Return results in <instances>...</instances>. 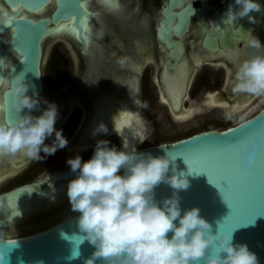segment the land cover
I'll list each match as a JSON object with an SVG mask.
<instances>
[{
	"label": "clouds",
	"instance_id": "1",
	"mask_svg": "<svg viewBox=\"0 0 264 264\" xmlns=\"http://www.w3.org/2000/svg\"><path fill=\"white\" fill-rule=\"evenodd\" d=\"M233 2L236 11L233 4L225 11L229 21L245 16L252 19L249 13L261 9L258 0ZM247 47L256 51L236 63L231 91L264 96V43L250 37ZM29 71L23 67L0 79L11 94L15 114L13 119L0 117V157L22 153L42 160L45 157L41 152L53 155L68 143L63 130L54 127L59 115L55 102L30 93L33 85L27 78ZM41 103L46 107L41 109ZM4 110L5 105H0V111ZM33 110L40 114L34 115ZM224 118L231 120L232 111H226ZM124 125L138 143L147 139L139 120L133 123L129 117ZM107 132V126L100 122L92 135ZM46 139L51 143H45ZM122 139L119 149L100 139L89 159L83 160L77 154L66 160L76 173L67 184V197L71 210L78 213L76 226L80 233L71 258L80 255L78 245L87 241L94 250L83 264H259L247 244L234 242L232 232L213 231L198 207L182 211L178 193L190 182L182 171H177V154L163 147V155L140 153ZM161 183L173 191L158 201L155 188ZM3 240L0 232V242ZM3 260L0 251V264ZM31 264L44 261L38 259Z\"/></svg>",
	"mask_w": 264,
	"mask_h": 264
},
{
	"label": "water",
	"instance_id": "2",
	"mask_svg": "<svg viewBox=\"0 0 264 264\" xmlns=\"http://www.w3.org/2000/svg\"><path fill=\"white\" fill-rule=\"evenodd\" d=\"M5 1L10 7L19 11H7L5 21L0 18V34L5 36L2 41L0 38V79L19 72L25 67L30 70L27 73V78L33 85L30 93L36 92L39 94V99L50 101L43 92L44 78L42 72L50 41L55 37L74 36L82 45L83 52L89 54L88 58L91 60L93 39H89L88 30L92 22L91 17L98 14L99 11L101 16H107L108 10L101 11L99 5L96 4V0H36V5H39V8H34L35 5L31 0ZM49 8L53 10L41 18H34L30 15L32 12L49 10ZM188 11V9H185L181 13L178 29L183 28L188 17ZM21 16L24 17L23 20L20 19ZM172 17L173 14H169V20ZM106 18L104 17L100 20L102 24L101 41L107 30L108 23ZM63 25H68V27H62ZM169 30L170 27H166L164 34L167 35ZM245 30L246 27L241 26L232 32L233 34L244 33ZM56 32H61L62 34L54 37ZM213 48L214 50L218 49L217 46H213ZM24 56L25 59L22 58ZM93 67L91 64L90 70L88 69L84 76L83 74L80 75L77 89L68 98L67 103L65 99H56L55 104L59 115L54 125L55 128L58 127L65 115L66 104L68 105L74 98L80 99L78 93L82 89L87 91V95L95 109L94 113L91 112L88 118V127L91 131L95 128L96 123L100 121L102 109L100 105L104 99L101 94L105 91L104 89H108L113 84L115 76L107 75V78L104 79L105 82H103L96 78V73L100 71L98 70L99 67L95 70ZM141 68L142 63H138L135 75H119L125 80L126 84H124L126 86H128L126 82L128 80L133 81V85L130 88L129 86L127 88L124 84V86H120V84L115 86V89H118L119 86L121 87H119L118 103L124 100H133L134 103L139 102V72ZM87 77H89V80L85 83ZM51 101L53 102L54 100ZM0 103L5 105V110L0 113V117L13 119L15 114L11 108V94H8L6 84H0ZM44 107L46 105L41 103V109ZM33 114L39 115L40 112L33 110ZM262 123H264V105L252 116L239 120L222 130L201 131L170 143H159L135 148L137 152H151L154 156L163 155V148L177 154V171H182L190 182L187 189L180 190L178 193L182 211L198 207L200 215L212 224L213 231L219 229L221 232H232L234 242L247 244L249 249L256 253L259 264H264V186H262L264 171H262L261 166V161L264 159V139L260 135ZM238 128L241 129L230 131ZM249 132L255 133L251 144L228 147L235 139L245 138ZM182 143L184 145H181ZM192 146H200L209 151L220 152V159L223 164L236 167L237 185L235 192L225 191L222 195L220 190L209 182L206 173H189L188 165L185 162L192 163L194 160V154L191 150ZM247 155L253 157L255 164L251 187L253 198L248 204L243 201V197L247 194L244 183L246 176L244 159ZM212 175L215 176V172H212ZM75 176L76 173L72 172L69 167L49 175L42 180L45 183L24 184L0 194V206L3 207L0 210V217L13 219L21 212L27 210L30 202L50 199L52 194L59 193L65 189L69 180L75 178ZM172 191L168 185L161 183L155 188V198L158 201L162 200L164 197L171 196ZM69 204H62L52 210L44 211L58 210L60 207ZM245 212L247 214L246 219L251 222H246L237 227V219ZM77 216L78 213L75 212L66 217H61L43 229L4 237L3 242H0V251L4 254L3 264H31V262L38 259H42L44 264H83L84 259L91 255L94 247L84 241L78 245L80 255L74 259L71 258L73 250L77 247L76 241H79L78 236L80 235L76 226ZM21 222L5 224L1 227H13ZM233 228L235 229L232 231ZM9 242H14V244H9Z\"/></svg>",
	"mask_w": 264,
	"mask_h": 264
},
{
	"label": "flooded vegetation",
	"instance_id": "3",
	"mask_svg": "<svg viewBox=\"0 0 264 264\" xmlns=\"http://www.w3.org/2000/svg\"><path fill=\"white\" fill-rule=\"evenodd\" d=\"M114 3L116 7L110 6L104 0H98L97 4L101 8V11L108 10V13L107 16H101L99 11L94 16V19H96L92 27L96 30V36L99 31V37L95 44H93L94 42L91 44L93 45L90 56L92 61L88 58L89 54L83 52L82 45L74 36H63L73 48L74 55L78 60V68L76 69L75 77L68 93L62 95L56 94L57 86L51 82V71L53 68H50L47 72L45 71V66L43 67V92L48 96L50 102L54 100L53 102L56 103V99L58 98L65 99L67 103L68 98L77 89L80 75L83 74L84 76L91 64L92 66L93 64L95 65L93 69L99 67L100 73H96V78L105 82L104 79L107 78V75L115 76L114 79L120 78L119 75L121 74L128 76L135 75L138 63H142V68L139 72V102L134 103L133 100H124L116 104V112L123 102L127 103L128 101V105L131 108L134 106L132 110H136L131 115L133 123L139 120L143 125L145 134L148 127L142 117V105L144 104L146 91L149 90L147 83L148 75H151V81L149 82H151L152 91L155 90V98L163 107V109L156 110V114L158 113L163 120L168 116L167 118L172 123H162L163 126H168L171 129H177V126H181L179 131L192 130L185 136L177 137L176 140L197 132L218 129L215 126L208 125L210 122L216 120L217 109L221 110L220 114L223 117L226 111L231 110L234 117L245 113V109L257 104L258 101L251 105L253 101H250L255 95L233 93L231 91V82L235 63L246 56H251L256 51L247 47L248 39L250 37H257L261 43H264V0H258V3L261 5L259 11L249 13L252 17V19L250 18L251 20L248 16H245L237 17L233 21L226 20L227 17L225 16V11L229 4H233V12L236 11L237 6L234 5L233 0H114ZM13 9L5 0H0V18L3 21H5V16H7L6 12H14ZM185 9L189 10L188 17L183 28L178 29L181 13ZM52 10V8H49V10L32 12L30 15L34 18H41ZM169 14H173L171 20H169ZM104 17H107L108 24L101 41L102 24L100 20ZM241 26L246 27L245 32L233 34L232 31ZM166 27H170L167 35L164 34ZM246 31L249 37H247ZM229 35L231 41H228ZM55 36L58 35L54 34ZM0 38L2 41L5 36L0 34ZM233 43L238 46L237 51L234 50ZM215 45L218 47L217 50L213 48ZM205 66L209 69H203ZM217 68L224 70L221 84H217L216 71H214ZM166 74L180 75L174 94H170L168 89L172 84L168 85L164 82ZM114 79L112 85H114ZM88 80L89 77L86 78L85 83ZM126 82L129 88L133 85V81L131 80ZM123 84H120V86H124L126 83ZM111 86L109 90H104H113L114 88ZM128 86L126 87L128 88ZM184 88L185 90H183ZM115 95H118L117 92ZM78 96L80 99L74 98L68 105L66 104L65 115L62 121L72 116V108H78L82 112L78 122L79 129L73 141L61 151L59 156L88 151L94 147L97 140H107L110 137H115L116 147L118 149L121 148V136L117 134V130V132L113 130L115 121L109 127L110 132L99 133L96 140L88 135L90 129L88 127V118L91 112L94 113V105L85 89L80 90ZM261 99H264V96L259 98V100ZM189 103H192V105L188 106ZM250 116L252 115L245 116L242 119ZM60 124L57 129H59ZM84 136V143L87 145H78L80 140L84 139ZM87 139L91 140L89 146L87 143L89 141H86ZM49 140L46 139L45 143H49ZM136 147H140L138 142L136 143ZM57 151L55 154L48 156H45L41 152V156L45 158L35 160L31 164V158L24 156L22 153H18L19 156L16 154L14 156L0 157V181L5 175L17 170L14 174L7 175V177H12L10 182L16 183V185L0 194L24 184L41 183L42 180L35 181L34 179L41 168H47L55 163ZM22 170L24 171L21 172ZM36 214L34 213L29 218L21 220V223L13 227L5 228L1 227L2 224H0V230L22 227L28 221L34 219Z\"/></svg>",
	"mask_w": 264,
	"mask_h": 264
},
{
	"label": "rangeland",
	"instance_id": "4",
	"mask_svg": "<svg viewBox=\"0 0 264 264\" xmlns=\"http://www.w3.org/2000/svg\"><path fill=\"white\" fill-rule=\"evenodd\" d=\"M97 34L98 35L96 36V41H97V38L99 37V31L97 32ZM246 34H247V37H249L247 31H246ZM92 37L91 35H89V39H91ZM228 41H231L230 35L228 36ZM233 48L235 51L238 50V46L235 43H233ZM44 66H45V71L47 72L49 71L50 68H53L54 66H56V68L58 66L65 70L63 77H61L60 81L56 84L57 86L56 94L64 95L68 93L69 88L72 85V81L75 77L76 69L78 68V60L76 56L74 55L73 48L71 47L70 43L67 41L66 38L56 37L50 43ZM203 69H209V68L205 66ZM214 71H216V73L215 72L214 73L216 74L217 84L218 83L221 84L223 80L224 70L221 68H217ZM58 73L60 74V71H58ZM150 76L151 75L147 76V83H148L149 90L146 91V95L144 98V104L142 105L143 106L142 107V117L144 118L145 124L148 127V130L145 134L147 139H145L142 143H139L140 147L144 145L156 144V143H170L176 140L177 137L185 136L192 131L190 129L179 131L181 129V126H177V129H171L170 127L168 128V126L167 127L163 126L162 123L168 124V123H171V120L167 118L168 116L166 117L165 120H163L161 119V116L158 113L156 114V110L163 109V107L157 102L155 98V94H156L155 90L152 91V88L150 86L151 82H149L151 81ZM260 97L262 96H254L250 100V101H253L251 105H253L254 103L258 101L257 104H255V106L248 107L247 109H245V113H242L239 116L238 115L234 116L231 120H226L222 116V114H220L221 110L217 109L216 115H215L216 120L210 122L208 125L215 126L218 129H223L227 126L232 125L233 123H236L237 121L241 120L245 116L255 114L264 105V99L259 100ZM190 105H192V103H189L188 106ZM71 110H73L72 116H69L67 120L64 119L59 126V129L63 130V135L68 140V143L66 146H68V144L71 141H73V139L75 138V135L79 129L78 122L82 114L81 110H79L78 108H72ZM65 118H67V116H65ZM107 140L110 142L109 146H112V145L116 146L115 137H110ZM49 143H51L50 140H49ZM66 146L62 149H58L55 163L48 166L47 168H41L38 171L34 179L35 181L43 180V178L53 173L54 171H58L62 168L70 167L66 163V160L69 157H74L75 155L79 154L83 160L89 159L94 150V147H93L88 151L75 152L73 154H69L66 156H59L61 151L64 150ZM35 160L36 159H31L30 164L34 162ZM16 171L9 173L7 175L14 174ZM23 171L24 170H22L21 172ZM7 175H5V177H3L2 180L0 181V193L16 185V183L10 182L12 180V177H7ZM70 209H71V206L69 204V205L60 207L58 210L55 209L54 211L38 212L36 216L34 217V219L28 221L24 226L18 227V228H12L10 230H0V232H3L5 236L9 237V236H16L19 234H25V233H30L36 230H40V229L45 228L49 224L56 222L58 219L63 217L67 212H69Z\"/></svg>",
	"mask_w": 264,
	"mask_h": 264
},
{
	"label": "bare ground",
	"instance_id": "5",
	"mask_svg": "<svg viewBox=\"0 0 264 264\" xmlns=\"http://www.w3.org/2000/svg\"><path fill=\"white\" fill-rule=\"evenodd\" d=\"M97 3H98V0H96V4ZM95 15H97V14H95ZM94 16L91 17L92 22L90 23V25L88 27L89 35H91V37L93 36L92 37L93 42H94L93 44H95V42H96V30H95V28L93 29V27H92V24H93L94 20L96 19V18L94 19ZM55 34L59 35V32H56ZM93 52H94V50H93ZM93 66H95V65L93 64ZM99 73H100V71H99ZM101 73H102V71H101ZM179 79H180V75L179 74H175V75L166 74L165 75L164 82L166 84H168V85L172 84L170 87H168V89L170 91L169 92L170 94H174V92L176 91V87L178 85ZM124 82H125V80H123L122 77H120L118 79H114V85H112L114 89L111 90V91H104V93L101 94V96L104 97V99L102 100L101 105H100V106H102V109H101V112H100L101 113V115H100L101 119H100V121H98L96 123L95 127L100 122H103L107 126L108 131H109V127L112 125V122L115 121V125H114L115 130L118 131V133L125 139V141L129 144L130 147L136 148V143L138 141L131 136L129 129L124 125V120L128 119L129 117H131V115L136 111L135 109L132 110V108L134 106L131 108L128 105V101H127V103L123 102L120 105V107L117 109V112H116V104H118V102H119V91H118L119 89H115V86L118 85V84H123ZM108 90H109V88H108ZM116 92H117L118 95H115ZM136 109H138V108H136ZM124 114H127V115L125 116ZM114 128H113V130H114ZM98 134L99 133H97L95 136H93L91 129H89V134L88 135H90L92 137V139L96 140ZM122 137H121V139H122ZM86 138H87V136H86ZM84 140H85V136H84V139L80 140L78 145H82V146L87 145V144L84 143ZM86 141H89V139H87ZM90 141L87 142L88 146H89ZM122 142H123V139H122ZM19 154H18V156H19ZM15 162H17V161H15ZM41 183H45V181H41ZM66 203H69V200H68V197H67V187L65 189H63L61 192H59V193L52 194V197L50 199H48V200L40 199L39 201H37V203L35 201L30 202L29 208L27 210L21 212L19 215H17L13 219H8V218L4 219V218L0 217V224H2V223H4V224L16 223V222L21 221L23 219L25 220V218H29L34 213L42 212L44 210H52L53 208H57L60 205L66 204ZM1 209H3V207L0 206V210ZM73 213H75V212H73L70 209V211L67 212L63 217H66V216L71 215ZM4 237H8V236L4 235Z\"/></svg>",
	"mask_w": 264,
	"mask_h": 264
},
{
	"label": "snow or ice",
	"instance_id": "6",
	"mask_svg": "<svg viewBox=\"0 0 264 264\" xmlns=\"http://www.w3.org/2000/svg\"><path fill=\"white\" fill-rule=\"evenodd\" d=\"M31 2L35 5L34 8H39V5H36V0H31ZM104 2L112 7H116L114 0H104ZM13 11L18 12L19 10L14 8ZM20 19L23 20L24 17L21 16ZM81 23H83V21H81ZM62 27H68V25H63ZM16 33H17V28H16ZM22 58L25 59V56ZM0 105H3V103H0ZM2 112L3 111H0V113ZM124 115L126 116L127 114ZM239 129L241 128L230 131H236ZM254 135L255 133L249 132L245 138L235 139L228 147L232 148L240 144H251ZM260 135L261 138L264 139V123L261 124ZM181 145L184 144L182 143ZM191 150L194 154V160L192 163L185 162L188 165V170L190 173L191 172H195L196 174L206 173L208 175L209 182L214 184L220 190L222 195L224 194L225 191L235 192L237 185V172L235 166L223 164L220 159L221 156L220 152L209 151L200 146H192ZM261 166H262V171H264V159H262L261 161ZM254 167L255 164L253 157L251 155H247L244 159V168L246 169V176L244 179V183L246 185L245 191L247 194L243 197V201L246 204L250 203L253 198L251 187L254 178ZM212 172H215V176L212 175ZM262 186H264V178H262ZM246 216H247L246 212L241 214V216L237 219V224H238L237 227L241 226L246 222H251L250 220L246 219ZM234 229L235 228H233L232 231ZM76 243H79V241H76ZM9 244H14V242H9Z\"/></svg>",
	"mask_w": 264,
	"mask_h": 264
},
{
	"label": "trees",
	"instance_id": "7",
	"mask_svg": "<svg viewBox=\"0 0 264 264\" xmlns=\"http://www.w3.org/2000/svg\"><path fill=\"white\" fill-rule=\"evenodd\" d=\"M58 71H60V74L58 73ZM65 73V70L63 68H60L57 66L53 67V70L51 71V82H53L54 84H57L60 81V78L63 77Z\"/></svg>",
	"mask_w": 264,
	"mask_h": 264
}]
</instances>
